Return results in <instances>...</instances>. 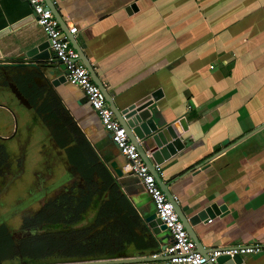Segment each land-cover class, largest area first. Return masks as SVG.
Instances as JSON below:
<instances>
[{"label":"crops","instance_id":"0c3cea01","mask_svg":"<svg viewBox=\"0 0 264 264\" xmlns=\"http://www.w3.org/2000/svg\"><path fill=\"white\" fill-rule=\"evenodd\" d=\"M51 1L64 29L77 28L71 36L114 105L121 110L154 97L153 106L183 138L179 151L154 157L152 141L143 144L185 217L225 207L193 226L201 251L263 245L264 0ZM44 43L26 0H0L4 87L21 94L16 82L23 78L29 89L58 101L137 212V234L156 250L142 222L154 213L150 198L83 92L67 80L49 84L65 69L48 76L47 66L58 61L50 46L38 50ZM150 250L128 247V253ZM243 258L264 264V252Z\"/></svg>","mask_w":264,"mask_h":264},{"label":"rangeland","instance_id":"374dc122","mask_svg":"<svg viewBox=\"0 0 264 264\" xmlns=\"http://www.w3.org/2000/svg\"><path fill=\"white\" fill-rule=\"evenodd\" d=\"M45 99L44 94L25 98L12 88L0 93V226L11 235L12 248L48 232L101 227L97 223L106 198L100 180L82 176L69 161L75 142L63 121L38 110ZM12 248L0 264L83 260L66 258L60 249L29 260Z\"/></svg>","mask_w":264,"mask_h":264},{"label":"trees","instance_id":"16d2710c","mask_svg":"<svg viewBox=\"0 0 264 264\" xmlns=\"http://www.w3.org/2000/svg\"><path fill=\"white\" fill-rule=\"evenodd\" d=\"M16 83L25 98L30 94L35 97L41 95L34 88L29 89L23 78L17 79ZM38 110L40 112L41 110L47 111L48 118L53 121L59 119L68 127L72 142H75L68 158L69 161L77 167L82 176L86 178L98 177L100 180L99 191L104 194L106 199L102 211L99 213L97 224H100L101 227L98 230L87 227L61 233L55 232L54 235L48 232L43 234L44 236L36 238L34 242L23 241L24 243L20 246L22 255L30 254L29 256L32 258L41 259L47 254V249H60L64 251L63 254L66 258L86 260L125 255L128 253L129 246L138 250L153 248L151 243H147L143 237L137 234V230L141 227L140 219L130 201L120 192L118 185L106 168L99 163L88 141L71 122L58 101L47 95V100L45 99L41 103ZM83 166L87 168V171L82 168ZM76 218H72L69 222H73ZM11 246L9 235L5 228L0 226V253L2 251L6 253V249Z\"/></svg>","mask_w":264,"mask_h":264},{"label":"water","instance_id":"95a60500","mask_svg":"<svg viewBox=\"0 0 264 264\" xmlns=\"http://www.w3.org/2000/svg\"><path fill=\"white\" fill-rule=\"evenodd\" d=\"M48 8L51 10L53 16L58 21L60 28L62 29L63 35L68 38L70 44L73 46L75 51L79 56L80 62L83 66L89 71V74L93 80V82L98 86L101 92L105 96V100L107 101L109 107L112 109L115 118L118 120L120 126L126 132L129 141L135 145L139 155L141 156L142 160L145 164L149 167L150 172L155 176L156 182L161 189V191L165 194L168 201L173 204V208L177 213V216L180 222L183 224L184 229L186 230L188 236L193 241L195 245V249L197 252L202 254L207 259V264H244V258L242 255L235 254V255H228V254H221L214 260H211L208 253L201 251L203 248L199 241L196 238V235L193 231V226L198 225L200 222L211 219L213 217L212 211L216 215L219 212L225 211V207H218L217 205H211L205 207L204 209L198 211L197 213L193 214L191 217L187 218L180 210V207L174 201L172 195L168 191L167 186L163 181H161L158 174L154 171V164L151 161L150 157L146 154V147L144 146L143 142L150 139L155 146V150L151 152L152 157L154 155H160L159 152L162 154L167 155L168 152L173 149L174 151H179L182 149L185 144L182 141L181 135H177L174 130L173 123L166 124L165 120L162 118L160 112L153 106L154 101L156 98L147 97L143 100L134 102L132 104L127 105L123 109L119 110L113 103L112 98L107 93L106 89L102 86L90 64L87 62L86 58L84 57L80 47H78L74 36L68 34V29H64V23L61 20L60 15L56 11L53 3L51 0H45ZM131 10L133 9L132 6L129 7ZM130 9H126L127 12H130ZM49 46V43H44L41 45L38 50L46 48ZM35 52V51H34ZM5 66V65H0ZM58 68L65 69L64 65L60 64L59 62L54 65L47 66L48 76H52L54 70ZM55 76V75H53ZM53 76L50 79V85L55 86L58 82L66 81L64 75L62 76ZM87 101V98L85 97ZM93 111V110H92ZM95 113V112H94ZM181 123V122H180ZM182 124V123H181ZM186 129L183 126V130ZM158 160L155 161V165L158 164ZM143 225L149 231V235L152 236V240L156 242L157 249L150 250L146 252L142 251H135L133 253H126L125 255H119L116 257H102V258H93V259H86V260H71L65 262H55V263H47V264H170L168 262L169 256L164 252L166 247L168 246L166 243H163V240L169 239L168 234L160 237L161 233H166L165 226L161 223L160 219L156 217L155 210L154 213L144 217L142 219ZM155 238V239H154ZM219 251L229 250V248L225 249H218ZM34 264H41V263H34ZM46 264V263H44Z\"/></svg>","mask_w":264,"mask_h":264},{"label":"built area","instance_id":"2783aa9c","mask_svg":"<svg viewBox=\"0 0 264 264\" xmlns=\"http://www.w3.org/2000/svg\"><path fill=\"white\" fill-rule=\"evenodd\" d=\"M34 13L36 23L41 28L45 39L56 60L65 67V78L78 87L87 98L90 108L97 115L102 127L110 135L120 155L125 159L132 174L140 181L144 192L150 198L156 217L165 226L170 237V243L165 249L170 264H207V259L196 251L193 241L188 236L183 224L180 222L173 204L167 200L159 188L155 176L142 160L136 147L132 144L126 132L115 118L112 109L105 100L104 94L93 82L89 71L79 60V56L70 41L63 35L58 21L48 8L45 0H26ZM77 28H68L69 35H75ZM158 174L161 171L159 164L153 166ZM264 252L263 245L236 246L229 250H214L209 257L214 260L221 254L247 256Z\"/></svg>","mask_w":264,"mask_h":264},{"label":"flooded vegetation","instance_id":"af4514ba","mask_svg":"<svg viewBox=\"0 0 264 264\" xmlns=\"http://www.w3.org/2000/svg\"><path fill=\"white\" fill-rule=\"evenodd\" d=\"M11 81V80H10ZM12 82V81H11ZM5 83H6V80L4 79V78H0V93L2 94L3 92H5L6 90H8L9 88H5L4 86H5ZM31 222H29V224H30ZM1 226H3L4 228H5V230H6V233L9 235V237H10V240L12 239L11 238V235L8 233V230H7V228L4 226V225H1ZM34 239H32L31 237L30 238H26V239H23V240H21V241H19L20 243H19V245L18 246H15V248H12L13 247V245H12V247H10V248H7L6 249V253H4L3 251L0 253V260H4L3 258L6 256H8L11 252H10V250H11V248L14 250V251H20L21 252V250H20V246L24 243V242H26L27 240L28 241H30V242H34L35 241V237H33ZM26 240V241H25ZM24 241V242H23ZM5 250V249H4ZM12 250V251H13ZM29 252V251H28ZM30 253V252H29ZM21 255H22V252H21ZM30 254H28V255H25V257H28V259L30 258V259H36V258H32L31 256H29ZM22 256H24V255H22ZM11 258V257H10ZM10 258H8V259H10ZM29 259V260H30ZM55 263V262H54ZM17 264H19V263H17ZM20 264H34V262L33 261H27V262H24V263H20ZM41 264H44L43 262H41ZM47 264V263H46Z\"/></svg>","mask_w":264,"mask_h":264}]
</instances>
